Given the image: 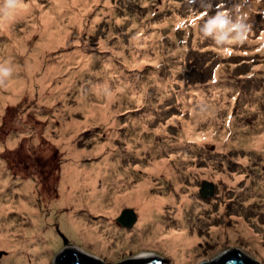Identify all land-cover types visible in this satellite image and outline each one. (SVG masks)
Here are the masks:
<instances>
[{
	"label": "rangeland",
	"instance_id": "obj_1",
	"mask_svg": "<svg viewBox=\"0 0 264 264\" xmlns=\"http://www.w3.org/2000/svg\"><path fill=\"white\" fill-rule=\"evenodd\" d=\"M24 3L11 28L0 30V63L13 70L0 85V219L7 222L0 234L38 249L20 257L0 246V264H38L42 255L53 264L66 245L103 264L150 256L175 264L161 239L170 230L197 238L179 264L210 262L228 250L264 264V0ZM237 4L252 29L243 44L221 52L198 31L207 16L198 17L220 7L235 14ZM36 59L19 90L16 81ZM107 159L130 173L116 189ZM69 162L102 168L95 186L105 183L103 207L113 195L137 194L151 176L146 195L159 208L141 217L133 195H121L114 214L71 208L60 180ZM69 173L80 177L81 192L90 191L83 175ZM204 180L214 185L209 198L199 194ZM2 206H10L5 215ZM128 209L137 218L124 227L117 217ZM89 229L105 243L87 239Z\"/></svg>",
	"mask_w": 264,
	"mask_h": 264
},
{
	"label": "bare ground",
	"instance_id": "obj_2",
	"mask_svg": "<svg viewBox=\"0 0 264 264\" xmlns=\"http://www.w3.org/2000/svg\"><path fill=\"white\" fill-rule=\"evenodd\" d=\"M12 37H14V35ZM56 43L71 44L72 42H48L47 44L50 47H52L51 45H54ZM44 48H45V46H44ZM34 57H35V54H34ZM66 59H68V56L64 57L63 60L58 61L57 65L53 68V69H55L54 73H57V70H56L57 67L64 68V66L66 65L65 64ZM36 64H37V59H36V62H34L33 64L28 65L27 73L23 77L19 78L16 81L18 83L17 86H18L19 90L22 87H26V86L29 85L30 82H29V76L28 75L35 69ZM47 80H48V78H45V82ZM17 93H18V91L14 94V96L9 97V99H7V101L8 102L11 101V100L15 101L16 98L18 97ZM81 106L82 107L85 106L83 102H82ZM66 133L67 132L63 130L62 133L60 134V136L61 137L65 136ZM109 145L112 147V144H109ZM65 147L69 148L68 144ZM74 155L78 156L77 153H74ZM112 160H113V158H112ZM66 164H69V166L65 167ZM66 164L63 165V172L61 173V176H60V180L63 183V187H62L61 193L64 194V196L66 197V202H67L66 204H69L71 208L78 209L79 206H88L90 211L92 213H95V214H97L99 211H102V209L106 213L108 212L109 214H114L117 211V207L119 208L120 205H121V204H119V200H120V196L121 195L127 196L128 199H130L131 195L135 196V197H133L131 199L136 203L135 206L139 209L138 212L141 213L140 214L141 217H146L147 216V214H145L146 211H149V210L153 211V208H159L160 202L158 201L157 204L153 203L151 201V200H153L152 197H150V196L147 197V195H146V192H148L147 188L150 185L149 184V182H150L149 179H150L151 176H149V178H147V180H145L143 182H140L138 184V186L136 187L138 189V193L137 194H134L133 193L134 191L133 192L131 191V192H125V193H119L117 195H113L112 198H111V205L108 206V207H106V206L103 207L101 201L104 199V197L106 195L104 196L101 193V191L104 190L105 183H102V188H100L99 190L96 189V186H95L96 178H98L99 175L103 172L102 168L93 167L94 165L91 164V165H89L91 167H86V168L85 167H81V169H80L79 166H77L75 164V162H69V163H66ZM105 165H110L111 166L112 172L110 173V175L114 173L111 176L115 177V180H114V182L116 184L115 189L118 187V183L120 181V177L124 178V176L130 174L128 172V170H127L128 169L127 167H125L124 171L123 170H118L117 167H114L113 161H112V164H111V161L109 159H107V162L105 163ZM153 165L157 166L158 163L156 162ZM103 170H105V167H104ZM71 171H74L75 173L78 171L81 174V176L82 175L84 176L82 184L84 185L83 187H85V185H88L90 187V191L88 193L81 192V186L77 183L78 182V178H80V177L76 178V174L69 175L70 174L69 172H71ZM78 176H79V174H78ZM101 179H103V177ZM0 182H1V180H0ZM3 182H6V180H4ZM3 182H1V183H3ZM111 182H113V181H111ZM68 183L70 184L69 185V189H66L67 191H64L63 188H65ZM1 186H3V185H1ZM23 192H24L25 195H27V197L29 199H31V193L28 191V186L27 185L23 189ZM143 198H144V200L142 201ZM146 199L149 200V202H151V206H147L145 204L144 201ZM20 206H23L26 209V206L23 203H20ZM8 208H10V206H2L1 214L5 215V213H7V211H8ZM71 212L74 214L75 211H71ZM135 214H136V212H135ZM179 218L181 219V217H179ZM150 219H146V220H150ZM67 220L72 222L73 225L77 224V222L74 219H72V218H71V220L70 219H67ZM5 223H7V222H5L4 220L0 219V228L1 229L4 228V226L6 225ZM240 227H242V226H240ZM242 230L246 233V236L249 235V233H250L249 229H247L246 227L245 228L242 227ZM166 235H172V236H166ZM166 235H165V237H162L161 239L164 242H167V245L169 246V252L171 253V255L173 257L174 263L175 264H179L181 262L182 263L185 262L186 258H187V257H185V252H187V251H189L191 249V248L188 249L187 247H190L195 241H197V238L195 236H188L187 237L186 233L184 231L172 234V230H170V232H168ZM86 237H87V239H90L92 241L93 240L99 241L100 245H102V243L103 244L105 243V238H103L100 233L98 234L93 229L92 230L91 229L87 230ZM19 242H11L9 240H6L5 235L0 234V246L8 248L10 253H12V254H15L17 251H20V253H21L20 257H22L23 255L24 256H30L28 254H30L34 249H36V250L38 249L37 246L28 247V244L19 245ZM29 242L30 241L28 239V243ZM46 261H47V257L45 255H42L41 257H39V260L37 261V263L38 264H46ZM23 264H25V263H23ZM27 264H33V263L28 262Z\"/></svg>",
	"mask_w": 264,
	"mask_h": 264
},
{
	"label": "clouds",
	"instance_id": "obj_3",
	"mask_svg": "<svg viewBox=\"0 0 264 264\" xmlns=\"http://www.w3.org/2000/svg\"><path fill=\"white\" fill-rule=\"evenodd\" d=\"M242 4L234 5L235 14L231 9L217 8L214 15L208 16L201 12L199 17L207 16L198 31L204 38H210L221 52H228L232 45L243 44L251 32L252 26L241 14ZM206 9L210 5H203ZM26 10L24 0H0V30L10 29L16 21L19 12ZM13 70L10 64L0 63V85H4L11 78ZM105 92L110 89L104 87Z\"/></svg>",
	"mask_w": 264,
	"mask_h": 264
},
{
	"label": "water",
	"instance_id": "obj_4",
	"mask_svg": "<svg viewBox=\"0 0 264 264\" xmlns=\"http://www.w3.org/2000/svg\"><path fill=\"white\" fill-rule=\"evenodd\" d=\"M200 195L209 198L214 194V185L207 181H203L201 184ZM136 214L133 210H123L120 215L117 217V222H119L124 227H131L135 224ZM79 254L87 257L91 262H95L96 264H103L99 259L85 254L78 247L74 245H66L64 246L59 253L56 255L53 264L57 262L59 264H82L83 257ZM145 262H144V261ZM132 261H137L140 264H161L162 257L159 256H150L140 259H127L118 264H134ZM137 264V263H135ZM202 264H261L257 259H255L252 255L239 251V250H228L220 255L213 261L205 262Z\"/></svg>",
	"mask_w": 264,
	"mask_h": 264
},
{
	"label": "flooded vegetation",
	"instance_id": "obj_5",
	"mask_svg": "<svg viewBox=\"0 0 264 264\" xmlns=\"http://www.w3.org/2000/svg\"><path fill=\"white\" fill-rule=\"evenodd\" d=\"M79 255L83 257L82 264H96L95 262H91V260H89L87 257H85V256H83L81 254H79ZM56 264H59V263L57 262Z\"/></svg>",
	"mask_w": 264,
	"mask_h": 264
},
{
	"label": "trees",
	"instance_id": "obj_6",
	"mask_svg": "<svg viewBox=\"0 0 264 264\" xmlns=\"http://www.w3.org/2000/svg\"><path fill=\"white\" fill-rule=\"evenodd\" d=\"M143 261H144V260H143ZM132 262H133L134 264H135V263L140 264V263H138L137 261H132ZM144 262H145V261H144ZM127 264H128V263H127Z\"/></svg>",
	"mask_w": 264,
	"mask_h": 264
}]
</instances>
